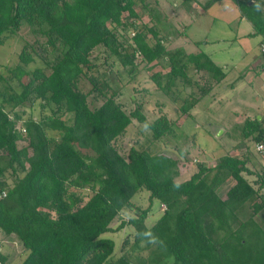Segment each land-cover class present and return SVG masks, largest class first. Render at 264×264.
Wrapping results in <instances>:
<instances>
[{"label":"trees","instance_id":"1","mask_svg":"<svg viewBox=\"0 0 264 264\" xmlns=\"http://www.w3.org/2000/svg\"><path fill=\"white\" fill-rule=\"evenodd\" d=\"M138 1L146 4L145 0H0V46L24 26L32 38L23 39L15 62L0 70V155L5 156L2 166L0 157V190L6 192L0 199V230L16 235L26 249L19 264H134L122 255L114 259L115 242L104 236L123 208L134 207L137 215L122 220L116 230L133 226L135 245L144 241L151 249L150 264L166 259L172 264H264V222L256 218L264 209V195L262 184L255 188L243 175L253 173L245 158L224 154L214 165L199 163L188 179L176 181L175 157L151 151L150 143L118 149L132 118L146 121L139 105L127 113L116 101V92L96 107L88 105L90 89L83 92L79 83L85 79L98 88L92 75L97 65L90 56L97 48L104 51L105 60L114 58L129 73L136 70L138 57L146 64L161 63L168 68L165 82L159 79L160 71L152 74L159 88H170L178 80L189 83L190 67L206 72L215 82L225 76L204 51L168 50L171 30L162 24L135 27L131 21L133 43L125 44L118 31L124 17H137ZM232 1L252 24L250 34L260 35L258 51L264 58L259 49L264 15L256 3ZM38 59L41 64H36ZM101 75V89L109 87L105 73ZM198 89L200 94L185 98L179 112H189L209 91ZM36 100L49 114L24 118L23 107ZM18 121L23 134L13 128ZM261 121L246 119L240 127L242 136L251 137L254 144L260 141ZM148 127L151 143L168 134L180 135L165 115ZM20 139L26 143L20 145ZM6 171L11 185L4 178ZM227 179L233 183L223 196L220 187ZM84 189L89 191L86 200L75 191ZM140 190L148 192L147 208L133 203ZM153 199L165 208L147 226L144 221Z\"/></svg>","mask_w":264,"mask_h":264},{"label":"rangeland","instance_id":"2","mask_svg":"<svg viewBox=\"0 0 264 264\" xmlns=\"http://www.w3.org/2000/svg\"><path fill=\"white\" fill-rule=\"evenodd\" d=\"M172 1L178 2L177 5L179 6L189 0ZM231 1H216L218 4L215 8L211 9L215 21L211 19L213 17L210 15H201L199 17L196 16L197 18L195 17V19L202 20L205 18L202 23L198 24L197 21H195V24L187 23L189 24L187 27V36L190 38L195 49H198L199 51L203 49L204 41L202 40L205 35L208 36L209 41L217 37L233 38L235 36L237 32L235 29L238 26V19L240 16L236 18L235 15L239 13V11L234 9L235 6L231 4ZM167 2L168 1L166 0H145L146 4H144L143 2L138 1L134 6L137 17L131 19H126V17H124V25H122L118 31L120 39L125 44H132L133 41L131 37L134 32V25L130 24L131 21L135 23V27H146L147 25L149 26L152 24L158 25L155 23V20L160 22L164 14L168 16L167 18H169L170 21L179 25L177 31L180 33L184 28L182 24L186 21L182 19L181 15L179 21H175L174 17L177 15V12L182 13L183 15L186 13H183L182 9L179 10L177 5L173 6L174 9L172 10ZM262 2H264V0H262ZM219 6L222 11L216 9V7ZM190 7L192 6L190 5ZM175 12L176 15L174 14ZM208 14L210 13L208 12ZM148 37L150 38L149 41L153 42L151 36L148 35ZM251 38L252 36H250V39ZM23 39H32L27 26L22 27L16 36L8 38L4 44L0 46L1 71H4V64H12L15 62L17 54L22 49ZM174 44L175 42L172 44L171 42L169 44L167 43L166 46L168 50L173 49L174 47L171 46ZM227 54V51L223 52V55ZM105 55L106 54L101 48L94 49L90 55L94 61H96L95 64L97 65V70L92 75L97 79L96 83L98 88H92L93 85L85 79H82L79 83L83 92L87 93L90 89V93H87L86 95L88 105L91 108L96 107L104 101L106 95L116 92L115 99L124 111L129 113L139 105L141 112L146 116L145 122H139L135 118H132L131 124L128 126L126 132H124L119 138L121 143L119 142L117 145L119 146L118 149L120 151H127V148L130 145H134L135 147H145L146 144L148 145L150 143L151 145L149 144V148L151 151L163 152L164 154L175 157L179 170V175L175 178L176 181L188 179L189 176L197 170V165L199 163L214 165L220 156L224 154H231L245 158L246 166L253 173L246 174L243 172V175L255 188L262 184L260 192L264 195V183L261 182V178L264 177V157L255 149V144L251 137L244 138L240 129L246 117L253 119L254 116L257 117L258 120L262 119L261 123L264 126V89L260 93H257L256 90V93L253 92L250 97H246L245 100L251 101L253 106L251 115L249 113L248 116L243 118L245 112H243L242 109L237 108L235 110L236 114L233 115L234 117L232 120L229 121V123L222 125L224 127L217 128L216 123L211 120L207 121L199 119L197 114L194 115L196 119L191 120L189 119V116L186 117L188 112H179V108L183 105L184 99H189L187 97H190L191 95H195V97L198 96L200 94L199 89L194 88L193 92H190L191 88H187V85L182 80H178L177 84L170 88H159L152 78V74L156 71H160L162 76H160L159 79H161L163 83L165 82L163 74L168 68L162 67L161 63L154 61L150 64H146L138 57L139 60L137 59L138 66L136 70L129 73L128 67H122L117 60H114V58L105 60ZM39 63L41 64L38 59L36 64ZM190 69L193 70L192 67H190ZM102 73H105L104 77L108 78L109 87L105 86L101 89ZM199 81L201 82V79H199L198 82ZM204 83H206V81H203L202 84ZM39 103L40 101L36 100L31 105L30 103L25 104L23 107V117L32 116L38 118L42 114L48 115L49 110L47 108H42ZM198 110L202 113L201 107H199ZM226 110L229 111L231 108H226ZM223 111L222 115L224 116V113L227 111ZM195 113H197V111ZM161 115H165L172 125L178 128L180 135L179 137H174L168 134L163 136L161 141L156 140L151 143L152 136L148 123L153 122ZM63 118L66 119L68 116L64 115ZM13 128L20 134H23V125L21 121L16 122ZM223 128L224 131L219 135V132ZM18 143L22 145L25 144L26 141L20 139ZM0 157H2V166L5 164V156L0 155ZM5 174L4 178L7 179V182L11 185V175L7 173V171ZM232 183L233 180L227 179L220 187L223 196ZM75 191L83 196L84 200L88 198V190L84 189ZM133 203L140 208L149 207L150 203L147 190H140L135 193L133 196ZM164 208L165 205L161 204L159 200L153 199L144 224L151 226L161 213H163ZM136 215L137 212L134 207L123 208L119 213L118 218L111 223L112 231L106 232L104 236L111 237L115 242L113 252L114 259L122 255L134 264H150L148 260L150 259L151 249L145 245L146 243L144 241L140 242L138 246L135 245L136 231L134 227L127 224L120 230H116L117 225L122 220H127L129 217H134ZM256 218L264 222V209L256 215ZM25 250L26 249L22 246L16 235H6L0 230V255L5 257V260L0 258V264H19L26 254ZM163 264H172V260L166 259Z\"/></svg>","mask_w":264,"mask_h":264},{"label":"crops","instance_id":"3","mask_svg":"<svg viewBox=\"0 0 264 264\" xmlns=\"http://www.w3.org/2000/svg\"><path fill=\"white\" fill-rule=\"evenodd\" d=\"M166 1H168L167 3L170 5L169 7L172 8V10L174 9L173 6L178 4V2L172 0ZM208 1L209 0H189L179 6L177 5L179 10L182 9V12L186 13L183 15L182 13L177 12L178 16L176 15V12L174 13L176 15L174 17L175 21L180 20V15L182 19L186 21L182 24L184 28L180 33L177 31L179 25L170 21L166 14L162 16L160 22L155 20V23L158 24L157 27L160 28V24H162L166 29L171 30V35L169 36L170 41L168 44L170 42L171 44L175 42V44L171 47H180L186 50V52L199 51L198 49H195L190 41V38L187 36V27L189 24H195V21H197L198 24L202 23L205 19L203 18L202 20H197L195 19L196 16H212L211 9L215 8L218 4L216 1L219 0L214 1L212 4L211 2L208 3ZM249 3H256L264 15V2H262V0H250ZM231 4L235 6V10L239 11V13L235 15L236 18L240 16L238 19V26L235 29L237 31L235 36L233 38L217 37L209 41L208 36L205 35L202 40L204 41V47L200 50L204 51L211 58V60L225 72L224 78H222L219 82H215L213 79L205 76L207 75L206 72H196L194 69L191 70L189 68L188 77L192 78V80H190L189 83H186L187 88H191L190 92H193L194 88H200L201 86H205L204 88L206 90L208 88L209 90L207 92L205 90V96H203L189 110L186 117L189 116V119L195 120L196 117L194 115L197 114L199 119L207 121L211 120L216 123L217 128L224 127L222 125L229 123V121H231L234 117L233 115L236 114L235 110L237 108L242 109L243 112H245L243 118L248 116L249 113L251 115L253 111L252 103L251 101H246L245 99L246 97H250L253 92L256 93V90L257 93H260L264 89V70L261 67V65L264 64V58L258 51V43L261 39L260 35L250 34L253 32L252 24L241 13L240 9L233 1H231ZM190 5L192 7H190ZM216 9L221 10V7H216ZM208 12L210 14H208ZM212 17L213 18L211 19L215 21V17ZM250 36H252L251 39ZM224 51H227L228 54L223 55ZM199 79H201V82H198ZM203 81H206V83L202 84ZM199 107H201L202 113L199 112ZM226 108H231V110L227 111ZM223 110L227 111L224 113V116L222 115V112H224ZM196 111L197 113H195ZM246 119L251 118L246 117L244 121ZM223 131L224 128L221 129L219 135Z\"/></svg>","mask_w":264,"mask_h":264},{"label":"built area","instance_id":"4","mask_svg":"<svg viewBox=\"0 0 264 264\" xmlns=\"http://www.w3.org/2000/svg\"><path fill=\"white\" fill-rule=\"evenodd\" d=\"M259 49L261 52H264V42H261L259 44ZM262 69L264 70V66L262 67ZM22 132H25L24 128H22ZM255 149L264 157V132L261 136L260 141L255 143ZM5 194H6L5 190H0V199L4 197Z\"/></svg>","mask_w":264,"mask_h":264}]
</instances>
